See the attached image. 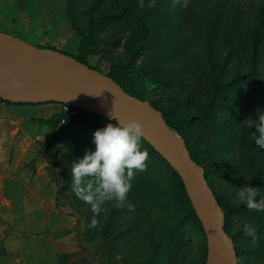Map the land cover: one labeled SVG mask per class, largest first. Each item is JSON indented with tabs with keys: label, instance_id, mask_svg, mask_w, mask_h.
Listing matches in <instances>:
<instances>
[{
	"label": "rangeland",
	"instance_id": "374dc122",
	"mask_svg": "<svg viewBox=\"0 0 264 264\" xmlns=\"http://www.w3.org/2000/svg\"><path fill=\"white\" fill-rule=\"evenodd\" d=\"M63 1L72 18V49L80 46L89 67L156 106L170 120V129L180 130L230 217L233 237L228 239L241 264H264V212L247 209L235 196L249 185L264 197V149L251 139L256 129L248 128V120L264 112V0ZM6 70L12 89L24 91L20 75ZM48 116L30 121L19 164L0 165L8 178L30 179L35 193L8 198L12 215L0 197V223L13 221L18 234L10 241L13 259L22 256L29 264L206 263L207 245L190 204L161 158L140 141L148 160L127 194L134 210L106 201L94 214L71 187V164L94 151L93 134L84 128L59 136L65 117L56 124ZM26 209L45 212L33 215ZM35 221L41 222L40 240L21 231ZM246 224L257 228V239L245 236Z\"/></svg>",
	"mask_w": 264,
	"mask_h": 264
},
{
	"label": "water",
	"instance_id": "95a60500",
	"mask_svg": "<svg viewBox=\"0 0 264 264\" xmlns=\"http://www.w3.org/2000/svg\"><path fill=\"white\" fill-rule=\"evenodd\" d=\"M0 54L28 69L24 91L0 87V99L21 104L60 103L122 124L137 121L142 139L179 176L202 224L206 242L205 264H238L225 230L224 211L206 181L204 169L190 156L184 141L151 103L128 95L107 76L79 63L74 57L43 49L0 32ZM113 116V117H111Z\"/></svg>",
	"mask_w": 264,
	"mask_h": 264
},
{
	"label": "crops",
	"instance_id": "0c3cea01",
	"mask_svg": "<svg viewBox=\"0 0 264 264\" xmlns=\"http://www.w3.org/2000/svg\"><path fill=\"white\" fill-rule=\"evenodd\" d=\"M0 32L43 49L47 48L72 57H75L77 52L75 46L72 49V29L63 0H0ZM61 111L62 105L55 102L18 105L8 104L0 100V165L19 164V159L26 150L23 143L27 137L26 130L30 121L46 118L48 115V117L58 115ZM41 178L42 180L45 179L43 176ZM21 180L19 181L15 177L8 178L7 175L0 173L1 204L11 215L16 212L7 200L8 198L18 197L22 199L35 195L30 188V179ZM44 183V187L47 186V180ZM27 212L39 215L45 211L40 209V211ZM35 218H26L25 222H32ZM43 221L47 225L48 221ZM12 222L0 223V264H29L23 260L22 256H19L20 258L16 256L13 259L14 253H11L12 249L9 246L14 235L18 237V234H14ZM40 230L41 222L36 223L35 221L32 226L21 231L31 233L34 238L40 240L42 237ZM13 245L16 246L13 251H16L18 243L14 241ZM36 262L39 263V261Z\"/></svg>",
	"mask_w": 264,
	"mask_h": 264
},
{
	"label": "clouds",
	"instance_id": "9594fccd",
	"mask_svg": "<svg viewBox=\"0 0 264 264\" xmlns=\"http://www.w3.org/2000/svg\"><path fill=\"white\" fill-rule=\"evenodd\" d=\"M248 128L256 129L250 133L251 139L258 148L264 149V112L258 114L257 120L249 119ZM142 134L143 126L135 120L127 124L118 120L115 126L109 123L93 133L94 151L86 152L71 164L72 191L91 206L94 214L100 213L101 205L106 201H114L115 207L134 210L127 194L136 171L146 170L148 160L147 151L140 147ZM86 178L90 179L85 182ZM235 196L247 209L264 212V197H260L258 188L243 185ZM244 234L255 240L257 228L246 224Z\"/></svg>",
	"mask_w": 264,
	"mask_h": 264
},
{
	"label": "trees",
	"instance_id": "16d2710c",
	"mask_svg": "<svg viewBox=\"0 0 264 264\" xmlns=\"http://www.w3.org/2000/svg\"><path fill=\"white\" fill-rule=\"evenodd\" d=\"M68 7V6H67ZM264 8V7H263ZM66 12H67V15H68V18L69 20L71 21V14H70V10L68 8H66ZM72 24V22H71ZM41 48V47H40ZM47 49V48H45ZM252 49H257V44L254 43ZM79 63L81 64H85L87 65V60H86V55H85V52L82 51V48L79 46L77 48V55H75L74 57ZM1 101H4L2 99H0ZM8 104H18V105H23L21 103H13V102H10V101H4ZM42 104V103H41ZM29 105H38V104H29ZM153 105V104H152ZM154 106V105H153ZM156 109H158L156 106H154ZM77 110V113L75 115H70V116H66L65 114L63 113H60L58 115H54V116H51V120H53L55 118V122L56 124L59 123L60 119L61 118H64L66 119V123L65 125L59 127V130L57 132V134L59 136H61L65 131H69L71 133L72 131V134L76 131H80L81 129L86 130V132H88L89 134H93L96 130L98 129H101L100 127L103 126V122H109L107 121L106 119H104L103 117H101L100 115H97V114H94V113H91L89 111H86V110H82V109H76ZM159 110V109H158ZM160 111V110H159ZM166 123L169 125V127H173L170 123V120L168 119V117L165 115V114H162ZM41 119H44V118H41ZM111 123V122H109ZM113 124V123H111ZM115 125V124H113ZM94 128V129H92ZM82 130V131H83ZM176 131L178 132V134L181 135V132L180 130L176 129ZM141 141L147 146V148L150 150V152H152L153 154H155L156 156H158L159 158H161L156 152L153 151V149L141 138ZM185 143V142H184ZM186 145V144H185ZM187 147V145H186ZM187 149L189 150V148L187 147ZM190 152V151H189ZM190 156H191V153H190ZM162 159V158H161ZM191 159L193 160L192 156H191ZM162 161H164L162 159ZM194 161V160H193ZM165 162V161H164ZM166 163V162H165ZM196 163V162H195ZM167 164V163H166ZM198 164V163H196ZM168 165V164H167ZM201 166V164H198ZM169 166V165H168ZM202 167V166H201ZM169 168L171 169V171L173 172L174 176L179 180L180 182V185H181V188L183 190V195L185 197V199L187 200V202L190 204V215L192 217V219L195 221V224H196V230L198 232L201 233L202 235V238H203V243L204 245H207V242H206V236H205V233H204V230H203V227H202V224L201 222L199 221L197 215L195 214L194 212V209L188 199V196L186 194V191H185V188L181 182V179L179 178V176L176 174V172L169 166ZM204 169V168H203ZM205 171V169H204ZM205 176H206V173H205ZM207 181V180H206ZM209 185V184H208ZM210 186V185H209ZM211 188V186H210ZM212 189V188H211ZM213 191V190H212ZM214 193V192H213ZM215 196V194H214ZM216 198V196H215ZM217 199V198H216ZM218 201V199H217ZM219 202V201H218ZM220 204V202H219ZM221 205V204H220ZM222 207V206H221ZM223 209V208H222ZM224 211V214H225V219H226V226H225V230H226V233L228 234V237H233V233L231 231L228 230L229 228V220H230V217L228 216L227 212L223 209ZM234 246V249H235V252H236V255H237V263L238 264H241V260H240V254L236 248V246L233 244Z\"/></svg>",
	"mask_w": 264,
	"mask_h": 264
},
{
	"label": "bare ground",
	"instance_id": "6f19581e",
	"mask_svg": "<svg viewBox=\"0 0 264 264\" xmlns=\"http://www.w3.org/2000/svg\"><path fill=\"white\" fill-rule=\"evenodd\" d=\"M8 55L0 54V87L8 90L12 89V77L8 74L6 69L16 71L22 79L28 77V69L24 67H18L14 61L12 62Z\"/></svg>",
	"mask_w": 264,
	"mask_h": 264
},
{
	"label": "built area",
	"instance_id": "2783aa9c",
	"mask_svg": "<svg viewBox=\"0 0 264 264\" xmlns=\"http://www.w3.org/2000/svg\"><path fill=\"white\" fill-rule=\"evenodd\" d=\"M62 105V111L61 113L65 114L66 116L75 115L77 113V110L75 108L68 107L66 105ZM65 122V119H62V123Z\"/></svg>",
	"mask_w": 264,
	"mask_h": 264
}]
</instances>
